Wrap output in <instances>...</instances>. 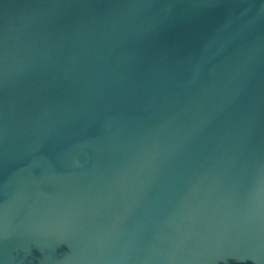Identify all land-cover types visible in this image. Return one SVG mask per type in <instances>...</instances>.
Segmentation results:
<instances>
[{"label": "water", "instance_id": "water-1", "mask_svg": "<svg viewBox=\"0 0 264 264\" xmlns=\"http://www.w3.org/2000/svg\"><path fill=\"white\" fill-rule=\"evenodd\" d=\"M0 264H264V0H0Z\"/></svg>", "mask_w": 264, "mask_h": 264}]
</instances>
